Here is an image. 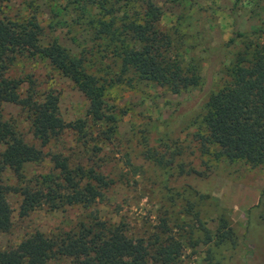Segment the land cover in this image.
<instances>
[{"label": "trees", "instance_id": "trees-1", "mask_svg": "<svg viewBox=\"0 0 264 264\" xmlns=\"http://www.w3.org/2000/svg\"><path fill=\"white\" fill-rule=\"evenodd\" d=\"M6 1L0 0V233H8L12 226L9 194L21 200L19 216L43 205L50 210L78 207L82 212L68 229L34 230L15 246L0 248V264H183L184 250L200 247L204 256L196 264H220L224 259L220 251L238 244L234 229L224 212L210 219L215 228L201 222L197 207L204 197L190 186L182 189L186 198L168 189L169 208L159 211L156 222L141 233H132L127 222L105 219L90 210L114 183L101 169L114 157L105 148H113L117 121L106 91L112 84L131 86L134 81L174 94L200 87L198 53L204 51L215 65L223 66L226 79L205 102L201 125L193 134L199 151L205 155L213 147L216 157L264 165V21L250 30L240 29L239 0H234L232 35L214 55L204 45L208 32L195 23V0H66L53 5L50 27L79 25L86 36L73 50L58 36L42 42L43 30L35 16H3L1 5ZM251 1L249 12L259 5ZM168 5L178 14L164 26ZM72 32L70 39L77 42ZM223 57L227 61L222 62ZM35 58L47 60L84 95V118L64 120L50 89L39 90L32 74L16 73L20 63ZM6 104L25 115L35 143L25 139L14 119H5ZM67 132L74 135L73 145L64 153L54 145ZM181 152L169 153L165 160L151 148L148 155H139L167 175L165 182L174 174L195 173L184 162L175 164ZM122 156L124 168L139 177L143 166L134 164L129 153ZM46 158L51 165L46 172H27V165ZM7 171L14 184L4 178ZM125 176L122 172L119 180L127 184Z\"/></svg>", "mask_w": 264, "mask_h": 264}, {"label": "rangeland", "instance_id": "rangeland-1", "mask_svg": "<svg viewBox=\"0 0 264 264\" xmlns=\"http://www.w3.org/2000/svg\"><path fill=\"white\" fill-rule=\"evenodd\" d=\"M58 2L65 4L66 0H7L1 5L2 15L8 18L35 16L43 30L42 42L58 36L63 44L77 50V43L82 44L86 36L79 25L71 23L69 28L50 27L52 8ZM195 3V23L205 27L208 33L205 34L204 45L216 55L218 48L232 35L234 22L231 8L234 0H195ZM257 3L259 5L254 7V11L249 12L251 0L237 2L238 14L241 16L240 29L250 30L260 20L264 21V0H257ZM166 7V14L162 18L164 26L171 25L178 14L176 7ZM73 30L77 42L70 39ZM198 55L201 58L203 77L200 87L174 94L151 83L134 81L131 86L118 83L107 89V103L117 121L115 140L111 145L113 148H105L110 149L114 157L101 169L113 178L114 183L105 191L104 199L98 200L90 210H96L105 219L127 222L132 233H141L149 228V224L156 222L159 211L169 208L166 195L172 192L168 189L174 188L186 198L187 191L182 189L190 186L204 197L197 207L201 212V222L207 221L208 227L215 228L216 222L210 219L224 212L234 229L238 244L235 248L229 246L220 251L224 256L220 264H264V165L251 166L242 160L216 157L213 147L205 155L199 151L193 134L201 125L203 108L209 94L221 85L226 75L223 66L220 63L215 65L213 58L209 59L204 51ZM223 61H227V58L223 57ZM16 73L32 74L39 90L50 89L58 98L59 111L64 120L73 121L85 117L87 101L84 95L47 60L35 58L24 61L18 65ZM2 112L5 119H14L18 123L27 141L35 143L28 133L25 115L19 108L6 104ZM73 137L71 132L65 133L55 143V149L69 153L67 149L73 145ZM148 148L155 150L156 154H163L164 160L169 153L182 151L175 157V164L184 162L186 166H192L195 173L183 176L174 174L164 182L167 175L161 174L159 168L155 170L149 160L139 155H148ZM2 149L0 145V151ZM44 151L48 152V149ZM124 153H129L134 164L143 166V173L139 177H134L124 168ZM49 166L46 158L43 163L29 164L25 168L28 173L46 172ZM122 172L126 173L129 183L119 180ZM4 178L10 185L15 183L10 171L5 173ZM20 201L15 194L7 196V202L12 208V226L8 233H0V248L15 246L34 230L48 233L56 229H68L82 212L78 207L50 210L47 205H43L25 216H19ZM179 210L183 208L176 211ZM203 256L202 247L187 248L183 252L182 262L196 264Z\"/></svg>", "mask_w": 264, "mask_h": 264}]
</instances>
